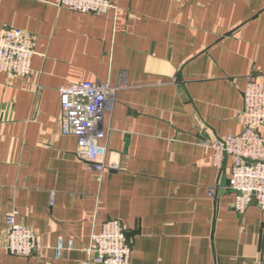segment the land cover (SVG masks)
<instances>
[{"label":"crops","instance_id":"obj_1","mask_svg":"<svg viewBox=\"0 0 264 264\" xmlns=\"http://www.w3.org/2000/svg\"><path fill=\"white\" fill-rule=\"evenodd\" d=\"M57 2L0 0V30L36 50L30 75L0 72V264H104L89 247L110 219L129 264H264V210L234 209L232 157L217 167L212 141L242 132L247 77L264 79V0ZM87 80L117 86L102 172L61 131L59 88ZM10 213L36 234L29 256L5 250Z\"/></svg>","mask_w":264,"mask_h":264},{"label":"built area","instance_id":"obj_2","mask_svg":"<svg viewBox=\"0 0 264 264\" xmlns=\"http://www.w3.org/2000/svg\"><path fill=\"white\" fill-rule=\"evenodd\" d=\"M59 6L85 13L108 14L113 0H58ZM36 54L35 36L20 28L0 30V72L30 75ZM117 86L109 81H81L59 88L61 131L77 137L76 155L102 172L115 168L107 162L108 148L101 141L106 136L104 116L107 103L114 97ZM243 130L237 135L216 137L213 141L215 165L222 168L226 155L232 157L228 187L237 191L233 207L243 213L256 198L264 210V79L248 75L241 111ZM216 186L209 193H216ZM7 234L5 250L10 255L29 256L38 248L32 228L10 213L5 218ZM89 251L93 260L104 264H129L131 246L125 227L117 219L104 222L92 236Z\"/></svg>","mask_w":264,"mask_h":264},{"label":"water","instance_id":"obj_3","mask_svg":"<svg viewBox=\"0 0 264 264\" xmlns=\"http://www.w3.org/2000/svg\"><path fill=\"white\" fill-rule=\"evenodd\" d=\"M252 202H253V203H255V202H256V198H255V197H253V200H252Z\"/></svg>","mask_w":264,"mask_h":264}]
</instances>
